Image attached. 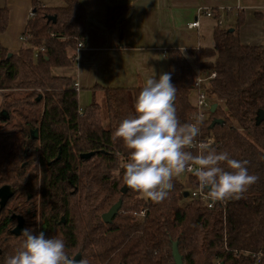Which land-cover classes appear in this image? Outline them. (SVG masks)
<instances>
[{
  "label": "trees",
  "instance_id": "1",
  "mask_svg": "<svg viewBox=\"0 0 264 264\" xmlns=\"http://www.w3.org/2000/svg\"><path fill=\"white\" fill-rule=\"evenodd\" d=\"M60 1L63 6L47 7L32 0L21 47L12 52L0 43V92L7 94L0 105L9 119L10 110L22 115L18 143L0 158V185L18 187L23 194L39 189L41 218L48 227L45 236L62 238L70 260L81 254L80 264H175L173 242L184 264H264V117L258 118L259 111L264 112V45L240 42L242 14L233 27L216 25L212 48L166 51L180 122L197 119L192 99L197 70L203 76L215 72L206 91L219 104L201 121L196 142L213 141L217 151L248 161L249 173L258 177L238 198L216 201L208 208L205 201L183 195L186 190L178 177L160 203L130 188L120 192V165L129 152L115 129L134 113L142 85L96 84L92 89L101 93V103L80 109L71 77L53 69L74 66L75 55L69 52L85 39L86 12L79 0ZM126 10L108 8V28ZM51 16L55 22L48 20ZM7 23L8 9L2 6L0 34ZM214 119L222 123L211 126ZM35 128L37 138L29 139V129ZM189 150L198 154V147ZM87 152L94 155L80 158ZM188 179L197 185L194 173ZM118 199V213L104 223L101 215ZM140 209L143 216L135 215ZM22 240L0 241V264Z\"/></svg>",
  "mask_w": 264,
  "mask_h": 264
},
{
  "label": "crops",
  "instance_id": "2",
  "mask_svg": "<svg viewBox=\"0 0 264 264\" xmlns=\"http://www.w3.org/2000/svg\"><path fill=\"white\" fill-rule=\"evenodd\" d=\"M86 12V34L74 66L57 67L53 72L77 82L81 108L98 100L93 86L133 88L143 85L152 74L167 72L166 51L177 48H212L216 19L199 15L198 10L219 12L223 27H233L239 13L243 23L239 40L245 45H264V0H79ZM47 7L63 6L60 0H40ZM8 9V23L0 43L9 51L22 45L21 35L32 12V0H0ZM127 10L112 28L107 26V10ZM197 20V27L189 23ZM228 21V22H227ZM226 25V26H225ZM192 94V99H194ZM213 104V101L211 99ZM211 104V105H212ZM219 103H216V105Z\"/></svg>",
  "mask_w": 264,
  "mask_h": 264
},
{
  "label": "clouds",
  "instance_id": "3",
  "mask_svg": "<svg viewBox=\"0 0 264 264\" xmlns=\"http://www.w3.org/2000/svg\"><path fill=\"white\" fill-rule=\"evenodd\" d=\"M175 97L170 72L144 79L134 101V113L115 129V136L129 152L120 165L124 183L160 203L168 198L174 178L194 172L211 201L238 198L258 177L249 173L248 161L217 151L213 141L197 144L201 121L181 123ZM193 147H198V154L189 150ZM21 234V246L6 257L4 264H73L62 238L46 237L43 231L33 232L31 228L22 229Z\"/></svg>",
  "mask_w": 264,
  "mask_h": 264
},
{
  "label": "flooded vegetation",
  "instance_id": "4",
  "mask_svg": "<svg viewBox=\"0 0 264 264\" xmlns=\"http://www.w3.org/2000/svg\"><path fill=\"white\" fill-rule=\"evenodd\" d=\"M3 110L5 109H1L0 113ZM7 114L8 118L1 120L7 121L9 119V113L7 112ZM33 130L34 129H29V139L37 138L33 137ZM36 135L38 136V129ZM17 143H15L12 148H14ZM3 185H0V187ZM8 186H10L12 194L7 198L4 205L0 208V227H3L1 228L2 231L0 233V241H6L11 237L23 238L21 230L25 228H31L33 232L43 231L46 235L48 227L44 220L41 218V198L39 189L36 192L25 191L23 194V192L20 191L18 187H12L11 185ZM19 223L20 228L16 229ZM13 231H19L20 233L16 235Z\"/></svg>",
  "mask_w": 264,
  "mask_h": 264
},
{
  "label": "built area",
  "instance_id": "5",
  "mask_svg": "<svg viewBox=\"0 0 264 264\" xmlns=\"http://www.w3.org/2000/svg\"><path fill=\"white\" fill-rule=\"evenodd\" d=\"M32 14V12H31ZM199 15H205L207 17H211L216 19L217 25H222V19L218 18L219 12L213 8H204L198 10ZM199 25L197 20H194L189 23V27H197ZM83 47V42H78L77 47L75 48L74 52H77L80 48ZM39 50H42V47H39ZM76 59V55H75ZM215 77V72H210L208 76H203L201 71L197 70V75L195 78V82L193 84V92L195 95L194 100V107H195V113L193 114L194 117L199 119L200 121H205L208 118L210 107H211V97L206 91V89L209 87V80ZM73 88L78 91L79 86L77 82L72 83ZM194 172H186L182 174L184 176V189L188 192V195L192 198L201 199L205 201L208 208H212L216 201H211L208 198V192L207 189H201L199 187V184L197 182L196 186L191 185L189 182V175ZM144 209H140L135 215L137 216H143Z\"/></svg>",
  "mask_w": 264,
  "mask_h": 264
},
{
  "label": "water",
  "instance_id": "6",
  "mask_svg": "<svg viewBox=\"0 0 264 264\" xmlns=\"http://www.w3.org/2000/svg\"><path fill=\"white\" fill-rule=\"evenodd\" d=\"M52 20L53 22H55V16H51V17H48V20ZM10 54H8L9 56ZM40 97H38L39 99ZM216 108V103H213L210 107V111L213 112ZM264 117V112L263 111H259V114H258V118L261 119ZM8 118V114L5 110L1 111L0 113V119H7ZM222 123V120L221 119H214L212 122H211V126L215 125V124H220ZM37 129H34L32 131V135L34 138L37 137ZM94 155V152H87V153H82L80 154V158L82 159H88L90 158L91 156ZM128 186L124 183L122 185V187L120 188V192L122 194H125L128 190ZM12 194L11 190H10V186L8 185H3L0 187V208L4 205L5 201L7 200V198ZM183 195L185 197L188 196V192L187 191H184L183 192ZM121 199H118L114 204H112L108 210L106 212H104L102 215H101V219L104 223H109L111 222L112 218L118 213L120 207H121ZM20 228V223L18 224L17 228L18 229ZM16 235H18L20 232H16V231H13ZM171 255H172V258H173V261L175 264H184L183 261H182V256L179 254L178 252V248H177V242H173L172 245H171ZM71 261L73 262V264H80L81 263V254L80 253H77L73 256V258L71 259Z\"/></svg>",
  "mask_w": 264,
  "mask_h": 264
},
{
  "label": "rangeland",
  "instance_id": "7",
  "mask_svg": "<svg viewBox=\"0 0 264 264\" xmlns=\"http://www.w3.org/2000/svg\"><path fill=\"white\" fill-rule=\"evenodd\" d=\"M4 95H6L7 97V94L0 92V102L4 98ZM101 101H102V95L100 92H98V102L101 103ZM1 109H4V108L0 105V110ZM102 109H103L102 115L105 119V116H106L105 109L104 107ZM9 112H10L9 121L7 123L0 122V158L3 155V153H5L7 150H10L15 145V143L18 142V135H17L16 130L18 128V123L22 119V115L21 114L18 115L13 110H10ZM29 115H35V113L34 114L30 113ZM183 178L184 176L182 174L178 177V179L182 181L184 180ZM140 195L143 196L142 193Z\"/></svg>",
  "mask_w": 264,
  "mask_h": 264
}]
</instances>
